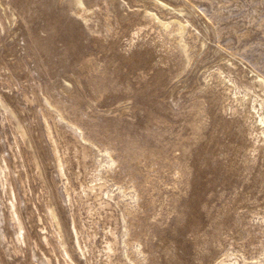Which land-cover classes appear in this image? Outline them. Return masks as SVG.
<instances>
[{
	"label": "rangeland",
	"instance_id": "obj_1",
	"mask_svg": "<svg viewBox=\"0 0 264 264\" xmlns=\"http://www.w3.org/2000/svg\"><path fill=\"white\" fill-rule=\"evenodd\" d=\"M82 1L0 0L2 256L264 264V0Z\"/></svg>",
	"mask_w": 264,
	"mask_h": 264
},
{
	"label": "bare ground",
	"instance_id": "obj_2",
	"mask_svg": "<svg viewBox=\"0 0 264 264\" xmlns=\"http://www.w3.org/2000/svg\"><path fill=\"white\" fill-rule=\"evenodd\" d=\"M77 4L79 5H83V1L82 0H75ZM153 3L159 7V8H164V9H169L172 11H175L176 13H178L180 15V10H177L175 8H172L167 2H165L164 0H153ZM145 14L152 19L153 21H155L156 23L168 28L171 27V33L173 35H175V37L178 39L179 44L181 45L182 49L186 48V45L184 43V36H185V32L187 31L188 28V23L187 21L183 20L182 18H180L179 16L175 15L170 17L169 19L163 18L161 17L157 12H154L153 10H145ZM257 81L264 86V77L262 76H256ZM255 108V107H254ZM257 113V119H256V123L258 122L259 124H261L262 126L264 125V113H259L258 111H256ZM264 133V131H263ZM100 152H102L100 150ZM105 154L109 155L108 152H105ZM63 170V168L61 167V171ZM13 194V199L10 201V211H11V215L12 218L15 221L16 227H15V236H16V240H18L19 242H25V229H24V222L22 220V217L20 215L18 206H17V202H16V196L14 194V191H12ZM49 215L54 219V221L56 222L57 226H58V237H59V243L63 246V248H65V242L63 240V236H62V232H61V223L59 222V218L57 216V214L55 213L54 209L49 208L48 211ZM2 214H0V241L4 240L5 238V233L2 229ZM73 231L75 234V241L77 244V247L82 251L83 253V249L81 248L80 242H79V236H78V231L76 230L75 227H73ZM43 239L45 242H48V238L47 236H43ZM65 250V254L67 257H69V253L66 249ZM84 254V253H83ZM70 258V257H69ZM72 261V260H71ZM0 264H10V262H8L0 253Z\"/></svg>",
	"mask_w": 264,
	"mask_h": 264
}]
</instances>
